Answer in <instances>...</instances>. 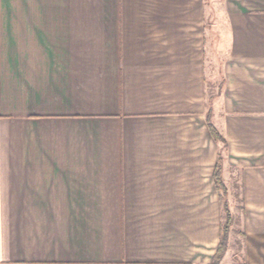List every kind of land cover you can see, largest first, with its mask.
Masks as SVG:
<instances>
[{"label": "crops", "instance_id": "0c3cea01", "mask_svg": "<svg viewBox=\"0 0 264 264\" xmlns=\"http://www.w3.org/2000/svg\"><path fill=\"white\" fill-rule=\"evenodd\" d=\"M217 166L264 264V0H0V264H210Z\"/></svg>", "mask_w": 264, "mask_h": 264}, {"label": "trees", "instance_id": "16d2710c", "mask_svg": "<svg viewBox=\"0 0 264 264\" xmlns=\"http://www.w3.org/2000/svg\"><path fill=\"white\" fill-rule=\"evenodd\" d=\"M209 131L212 135V137L215 140L220 141L221 143L225 144V142L223 141V139L218 135V133L209 125ZM214 181L215 184L218 185L220 192H221V218H222V223H221V236H220V242H219V247L218 250L212 260V262L210 264H219L220 261L222 260L225 251H226V247H227V239H228V231H229V227L231 224V214L229 212L228 209V204L227 202H223V198L226 194V189L222 183L221 180V167L217 166L214 172Z\"/></svg>", "mask_w": 264, "mask_h": 264}, {"label": "rangeland", "instance_id": "374dc122", "mask_svg": "<svg viewBox=\"0 0 264 264\" xmlns=\"http://www.w3.org/2000/svg\"><path fill=\"white\" fill-rule=\"evenodd\" d=\"M208 71L212 74V73H216V70L215 68L212 69V65L209 64V69ZM215 88L211 87V88H208V91L209 93L214 91ZM223 202H226L225 200V197L223 198ZM229 212L231 213V209H236L235 206H233V208H229ZM235 212V211H234ZM222 216V215H221ZM221 223H222V218H221ZM235 228V227H234ZM239 233L237 230L233 229V226H232V219H231V224H230V227H229V231H228V239H227V243H228V247H229V251H228V254L225 256H223L222 260L220 261L219 264H244L243 263V259H242V255H241V252H240V238H239ZM227 249V247H226Z\"/></svg>", "mask_w": 264, "mask_h": 264}]
</instances>
